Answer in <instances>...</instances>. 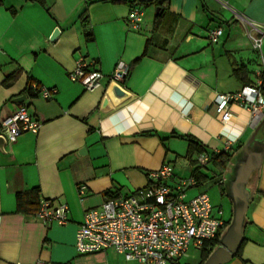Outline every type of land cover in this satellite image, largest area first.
I'll return each instance as SVG.
<instances>
[{
    "label": "crops",
    "instance_id": "1",
    "mask_svg": "<svg viewBox=\"0 0 264 264\" xmlns=\"http://www.w3.org/2000/svg\"><path fill=\"white\" fill-rule=\"evenodd\" d=\"M140 1L0 0V123L22 104L42 122L13 143L0 127V264H122L112 260L114 248L79 253L77 230L107 194L147 186L165 163L174 166L168 184L175 192L197 167L208 177L187 199L208 193L209 178L225 195V169L200 164V154H188V140L172 133L220 152L252 132L248 107L232 100L231 120L222 123L214 98L258 82L260 52L239 16L264 23V0H168L163 9ZM135 7L144 10L137 27L128 17ZM218 26L223 34L212 43L208 32ZM81 57L104 73L97 89L70 78ZM118 63L129 68L119 83L123 98L109 90ZM34 87L57 91L46 99ZM34 190L39 203H66L67 223L24 211L17 195ZM228 202L220 204L227 221ZM248 218L241 253L225 264H264V161Z\"/></svg>",
    "mask_w": 264,
    "mask_h": 264
},
{
    "label": "built area",
    "instance_id": "2",
    "mask_svg": "<svg viewBox=\"0 0 264 264\" xmlns=\"http://www.w3.org/2000/svg\"><path fill=\"white\" fill-rule=\"evenodd\" d=\"M143 14L142 8H133L128 15L130 24L137 27ZM239 17L248 28L247 35L253 47L260 52V77L257 83L245 85L232 95L217 94L214 102L222 123L231 120L234 100L251 110V124L256 126L264 117V23L245 15ZM222 34L223 28L218 26L209 30L208 37L212 43H217ZM128 71L127 65L118 63L109 79L121 83ZM104 76L84 57L77 61L70 73V78L87 90L97 89ZM32 89L46 99L52 98L57 91ZM41 125V120L31 115L24 104L0 123L1 132L11 143L26 131L37 133ZM209 160L208 154L199 155L200 164L205 165ZM174 173V166L165 163L150 173L151 183L147 186L126 195L107 194L100 207L87 210L76 233L77 251L94 254L114 248L130 264H181V258L191 246L211 249L226 225L225 211L220 206L216 209L207 192L186 198L187 188L197 185L194 177L182 180L175 192L168 184ZM223 182V179L219 180V184ZM68 211L66 203L55 206L50 200H43L37 214L44 221L56 220L64 224L68 221ZM37 264L47 263L39 261Z\"/></svg>",
    "mask_w": 264,
    "mask_h": 264
},
{
    "label": "water",
    "instance_id": "3",
    "mask_svg": "<svg viewBox=\"0 0 264 264\" xmlns=\"http://www.w3.org/2000/svg\"><path fill=\"white\" fill-rule=\"evenodd\" d=\"M58 32L59 30L55 31L52 39L57 37ZM109 90L116 97L127 96L119 83L114 82ZM25 99L26 96H22L16 101L23 102ZM263 161L264 117L233 153L225 167L222 176L224 192L231 202L232 215L219 237V243L202 264H225L237 254L244 241L245 228L249 222L248 210L257 191Z\"/></svg>",
    "mask_w": 264,
    "mask_h": 264
},
{
    "label": "trees",
    "instance_id": "4",
    "mask_svg": "<svg viewBox=\"0 0 264 264\" xmlns=\"http://www.w3.org/2000/svg\"><path fill=\"white\" fill-rule=\"evenodd\" d=\"M37 1L43 2L44 0H37ZM153 2H156L157 5L161 6V9H163L164 5L167 4L168 0H149V1L142 0V1H140V3H147V4H151ZM159 14H160V12L158 13L157 17L159 16ZM143 55H146V50L143 53ZM172 134L188 140V142H189L188 154L189 155H192L195 153H197V154L207 153L210 157L209 161H215L223 169H225V167L228 164L233 153L241 146V144H239L237 146H231V147H229L223 151H220V152L209 151L208 147L206 145H204L203 143L198 141L192 135L179 134L176 132H173ZM192 162H193V164H197V160H195V159L192 160ZM199 168L200 167H197L193 171V177L197 180V185L200 182H202V180L204 178L205 179L208 178L207 176H204L198 172ZM17 197H18L19 205L23 208L24 211L30 212L32 210H35V213H37L39 211L41 203L38 202V198H39V191L38 190L25 192V193H18ZM228 223H229V221L226 222L225 227L228 225ZM218 243H219V239H217L213 243V247L216 246ZM243 243H244V241H243ZM243 243H242V245H243ZM242 245L236 254L237 256H239L241 253ZM213 247L211 249H203L202 261L199 264H202L204 262V260H206V258L209 256Z\"/></svg>",
    "mask_w": 264,
    "mask_h": 264
},
{
    "label": "rangeland",
    "instance_id": "5",
    "mask_svg": "<svg viewBox=\"0 0 264 264\" xmlns=\"http://www.w3.org/2000/svg\"><path fill=\"white\" fill-rule=\"evenodd\" d=\"M210 170V176H213L212 169H214V164H211L208 166ZM217 179L216 178H209L208 181H206L205 184H203V190H207L208 193L212 196L213 201L216 202V209L220 206L221 202L223 201H229L225 195H223L220 191L219 185H217ZM188 191V192H187ZM186 194L187 197L193 196V189L187 188ZM229 203V202H228ZM231 215V214H230ZM229 215V218H230ZM225 216H228L227 211L225 213ZM202 252L203 249L197 248L195 246H191L187 253L181 258V264H199L202 261ZM111 258L112 260H116L121 262L122 264H130V262H127L125 260V257L123 255L118 254L116 251L112 250L111 252Z\"/></svg>",
    "mask_w": 264,
    "mask_h": 264
}]
</instances>
